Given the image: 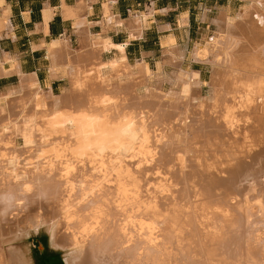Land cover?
I'll list each match as a JSON object with an SVG mask.
<instances>
[{"label": "bare ground", "instance_id": "bare-ground-1", "mask_svg": "<svg viewBox=\"0 0 264 264\" xmlns=\"http://www.w3.org/2000/svg\"><path fill=\"white\" fill-rule=\"evenodd\" d=\"M250 2L191 50L217 67L208 98L186 69L169 80L177 91L138 94L147 63L129 65L105 40L100 50L121 55L72 64L69 95L42 104L48 127L20 117L45 97L34 82L9 102L13 114L0 108L8 133L30 144L19 160L0 133V237L9 224L46 223L52 246L75 249L66 264H264V0ZM156 68L157 85L174 76Z\"/></svg>", "mask_w": 264, "mask_h": 264}, {"label": "crops", "instance_id": "crops-1", "mask_svg": "<svg viewBox=\"0 0 264 264\" xmlns=\"http://www.w3.org/2000/svg\"><path fill=\"white\" fill-rule=\"evenodd\" d=\"M249 2L0 0V101L7 103L27 95L30 82L45 93H65L73 65L121 55L115 47L100 50L105 40L123 45L125 60L132 66L143 61L154 70L160 63L163 70L172 61V54L183 51L182 64L186 58L191 59L192 44L205 43L222 28L225 17H235ZM194 70L201 79L203 71Z\"/></svg>", "mask_w": 264, "mask_h": 264}, {"label": "rangeland", "instance_id": "rangeland-1", "mask_svg": "<svg viewBox=\"0 0 264 264\" xmlns=\"http://www.w3.org/2000/svg\"><path fill=\"white\" fill-rule=\"evenodd\" d=\"M229 18H230L229 16L226 17V19H229ZM218 31H217V33H214V35H212L211 37L207 38L206 42L209 41L212 37L216 36L217 34H220L221 29H218ZM247 33L252 35V33H250L249 31ZM237 34H238V31H237ZM172 45H173V43L171 44V46ZM192 48H193V44L191 45L190 49H192ZM142 62L143 61L137 62V63H142ZM136 64H135V66H136ZM182 69L183 70L193 69V71L197 72L198 78H199V72L197 70H194V69H201L203 71V76L201 77V79H199L200 85L198 88V94L196 96L199 99H204V98L210 97V95L212 93V85H211L212 79L211 78L213 77L217 67L215 65H213L211 62H208V61L197 62V61H193L190 58H186V60L182 64L181 63L180 64H174L173 62L167 63L163 68V73L166 75L173 73L172 75H174V76H172L170 78L167 76V79H165L164 81H162L159 84L160 86L157 85L158 82H156V80H155L156 76L153 77L154 74L156 75L157 68L155 67L154 70H152L150 68V70L152 72V77L150 78V80L148 82L143 81L141 84L136 85L137 88L135 87V89H136L135 91L138 92V94H141L144 91L145 86H151L154 88L155 92L161 91L163 94H166L167 92L172 93L174 90L177 91L178 87L173 86L172 83L170 84L169 80H171V78L174 80L176 77H178L179 73L177 74V72L182 71ZM112 76L114 77L113 78L114 82H117L118 78H117L116 73H112ZM158 77H161V76H158ZM92 79H93V81L95 80L93 78V76H89L88 80H90V81L87 82V84H88L87 90L89 91V93H91V90H92L91 88H94L95 87L94 85H96L95 81L93 82ZM113 80H112V82H113ZM92 83H94V85ZM145 84H147V85H145ZM170 85H171V88H170ZM40 93H42L45 97L39 96L41 101L38 98L39 100H38L37 104L28 103L27 104L28 106L26 105L27 108L25 109V106H24V109H23L24 111H20L21 115L20 114L19 115H20V117L25 116L26 119H29V118L38 119L40 128L44 129V128L48 127V125L44 123L45 122L44 117H42V115H43V113H41V111H43L42 104H46L44 102L45 99H50L52 94L51 93H45L43 90H41ZM69 93H70L69 91H66L65 93H63V98L65 96L67 97L69 95ZM46 95L47 96L50 95V97L48 96L49 97L48 98ZM57 95H59V94H57ZM89 96H91V95H89ZM170 96L172 99L174 98L173 95H170ZM91 98H93V97H91ZM171 98L169 97V99H171ZM38 103H41V105L39 104V106L37 107L36 105H38ZM33 104H34V106H33ZM0 106H1L0 108L6 109V110H4L5 113H2V115L4 114L3 116H5L6 114H9L10 112L12 113L14 110L12 102L11 103H9V102H7V103L3 102L2 103L1 102ZM67 107L68 106L66 105V108ZM33 108H35V109H33ZM62 109H64V108H62ZM18 110L19 109H17V111ZM33 110H34L35 114L33 113ZM36 112H40V113H38V115H37ZM32 114H34V116ZM36 116H39V117H36ZM40 118L42 121L40 120ZM0 125H1L0 133L1 132L6 133L3 136L5 139L4 143H6L5 144L6 146H4V148L9 150L8 151V153H10L9 156L11 154L16 155L17 157L19 156L18 159L19 160L21 159L22 161L25 157H28L30 159V157L26 156L27 154L25 152H23V150H25L26 147L29 148L30 144L24 145L23 144L24 142H22L23 140H21L20 137H18V136L13 137L12 135H10L8 133L9 131L7 130V127L6 128L4 127V125H7V120H5L4 117H3V119L2 118L0 119ZM9 145L11 146V148ZM23 145H24V147H23ZM13 149H15L14 152H13ZM8 153L2 154L3 157L1 159L2 160H3V158L6 159V156L8 155ZM9 156H7V157H9ZM22 157H23V159H22ZM28 158L26 160L24 159L25 162L28 161ZM27 167H28V165H27ZM1 223L3 224V222H1ZM10 225L11 224L8 225L9 231H13V230L14 231L10 232L12 234H9L8 237H10V236H12V237L8 238L5 235L2 236V238L0 237V261H1L0 264H66L65 255L75 250L73 246H68L67 248H64V249L52 246L50 244V241H49L50 232L46 228L47 227L46 223L41 224V225H37L35 227L31 226V225H29V227H27L25 225V227H24L22 224L16 225V226H20V227H14L13 225L12 226H10ZM8 226L6 225V228ZM10 227H11V229H10ZM2 228L5 229V225H3ZM12 228H14V229H12ZM6 238H8V239H6Z\"/></svg>", "mask_w": 264, "mask_h": 264}]
</instances>
